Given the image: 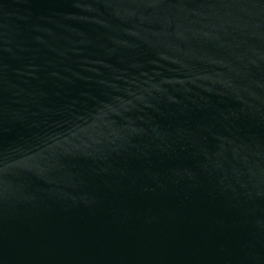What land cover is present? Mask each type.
<instances>
[{
	"label": "water",
	"instance_id": "1",
	"mask_svg": "<svg viewBox=\"0 0 264 264\" xmlns=\"http://www.w3.org/2000/svg\"><path fill=\"white\" fill-rule=\"evenodd\" d=\"M0 264H264V0H0Z\"/></svg>",
	"mask_w": 264,
	"mask_h": 264
}]
</instances>
